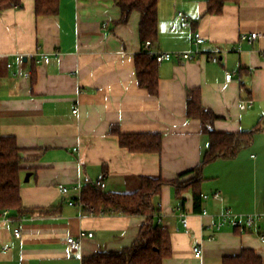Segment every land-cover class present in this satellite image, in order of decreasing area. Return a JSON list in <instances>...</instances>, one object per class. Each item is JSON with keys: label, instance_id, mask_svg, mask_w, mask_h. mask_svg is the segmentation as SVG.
Returning <instances> with one entry per match:
<instances>
[{"label": "crops", "instance_id": "1", "mask_svg": "<svg viewBox=\"0 0 264 264\" xmlns=\"http://www.w3.org/2000/svg\"><path fill=\"white\" fill-rule=\"evenodd\" d=\"M35 4L21 0L0 11V132L22 149L21 197L33 209L20 216L7 209L9 219L0 212V264H83L100 251L130 247L147 216L93 213L70 201L91 181L101 179L107 191L133 192L143 176L172 180L200 165L210 136L187 115L192 89L218 116L216 130H261L235 158L204 165L202 194L220 191L221 197L203 199L200 210L191 187L180 194L171 184L162 187L154 198L155 221L168 229L172 246L163 264H223L246 248L264 264V0L229 2L220 14L207 13V0H159L158 38L145 50H194L196 32L206 42L194 60L158 64L155 95L137 77L136 56L144 49L139 12L122 21L114 0H60L56 15L38 16ZM255 31L261 37L254 43L242 39ZM247 99L253 103L242 109ZM113 128L158 134L162 150L132 152ZM60 184L69 191L62 193ZM226 209L260 215L259 231L217 229ZM68 237L80 238L81 247L72 249Z\"/></svg>", "mask_w": 264, "mask_h": 264}, {"label": "trees", "instance_id": "2", "mask_svg": "<svg viewBox=\"0 0 264 264\" xmlns=\"http://www.w3.org/2000/svg\"><path fill=\"white\" fill-rule=\"evenodd\" d=\"M122 13V21H126L133 11L140 13V36L144 49L136 56L137 77L140 86L152 95L159 91L158 63L153 54L145 49L146 41H155L159 33V0H114ZM229 2L239 0H207V13L220 14ZM21 0H0V11L19 6ZM35 10L40 15H56L59 12L60 0H35ZM187 115L197 118L202 123L203 132L210 136V147L203 161L194 169L180 174L172 180L161 177L143 176L141 186L133 192H113L102 187V180L91 181L82 186L81 201L83 208L93 213L144 215L146 223L133 242L121 251H100L83 259V264H163L172 254L171 236L155 217L159 208L154 205V198L162 192V187L171 184L180 194L184 188L191 187L195 209L200 210L203 194L200 189L203 180V167L217 159H233L239 151L248 147L256 132L261 127L240 132L218 131L214 123L218 116L202 102L199 89H192L187 94ZM112 132L119 133L120 143L132 152H160L162 137L158 134H124L118 128ZM24 158L22 149L12 135L0 132V212L12 210L15 216L28 214L33 209L24 206L21 197V173ZM191 173L193 176L181 180ZM223 264H263L262 257L253 249L246 248L240 255L224 259Z\"/></svg>", "mask_w": 264, "mask_h": 264}, {"label": "built area", "instance_id": "3", "mask_svg": "<svg viewBox=\"0 0 264 264\" xmlns=\"http://www.w3.org/2000/svg\"><path fill=\"white\" fill-rule=\"evenodd\" d=\"M178 15L180 19L184 22H190V16L182 11L178 12ZM261 37V33L255 31L250 34H245L242 36L243 40L248 41L249 43H254L256 40H258ZM206 42V38L201 35V33L196 32L195 33V40L194 44L197 46L194 50L190 51H156L153 52V56L155 57L156 61L158 64H162L163 62H168L172 61L174 59H183L185 61H191L197 58V56L201 53L200 45L204 44ZM152 45L151 41H146L145 47L150 48ZM46 57V56H45ZM213 61L217 62L218 61V56H213L212 57ZM233 73L228 72L226 74V80L231 81L232 80ZM253 100L252 99H247L242 101L241 103V108L244 109L248 105L252 104ZM77 111V109H75ZM105 184L102 183V187H104ZM59 189L62 193H67L69 191V188L64 185L60 184ZM81 193H82V186H79V197L76 201H70V204L73 205H79L80 207L83 208V202L81 201ZM214 198H219L221 197V192L217 191L213 193L212 195L210 194H203L204 199H208L210 197ZM204 214H207L208 211L204 209L203 211ZM5 217L9 219V211L5 209L2 213ZM183 224L185 227L188 226L189 224V219L187 216H184L183 218ZM262 217L258 214H237L233 213L230 211V209H226L223 212L219 214V220L216 223L217 229H221L225 225H230L236 230L240 231L241 233H247V232H252L255 229H258L259 231V226L262 224ZM14 235L17 238H20L22 236V231L20 228H15L14 229ZM93 233H89V236H92ZM260 237L262 241H264V230L260 233ZM68 244L70 247L74 250H77L81 247V240L80 238L77 237H68L67 239ZM194 252L197 255L202 254V246L197 245L194 247Z\"/></svg>", "mask_w": 264, "mask_h": 264}, {"label": "water", "instance_id": "4", "mask_svg": "<svg viewBox=\"0 0 264 264\" xmlns=\"http://www.w3.org/2000/svg\"><path fill=\"white\" fill-rule=\"evenodd\" d=\"M31 175H32V173L29 172V173L27 174V177H26L25 181H28Z\"/></svg>", "mask_w": 264, "mask_h": 264}]
</instances>
